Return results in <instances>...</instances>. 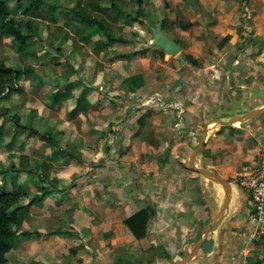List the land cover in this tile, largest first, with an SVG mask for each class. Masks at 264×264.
<instances>
[{"label": "crops", "instance_id": "crops-1", "mask_svg": "<svg viewBox=\"0 0 264 264\" xmlns=\"http://www.w3.org/2000/svg\"><path fill=\"white\" fill-rule=\"evenodd\" d=\"M145 15L142 20L126 24L122 32L115 35L126 43H112L100 36H93L88 44L79 43L82 56L83 50L89 55H85L87 62L80 61L76 69L82 67L84 77L89 79L85 84L90 89L86 93L85 85H77L74 95L89 104L85 107L87 112L80 113L79 117L85 120L87 127V117L90 118L92 133L90 128L83 130L95 143L100 138V145L106 144L112 152L116 151L120 162H96L100 167L109 168L100 169L104 174L95 173L92 184H88V177L84 176L88 167L81 168L79 163L78 171L82 173L77 177L75 188L61 193L48 190V197L42 194L40 198L42 203L34 202L27 207L26 217H30L31 211L44 207L51 221L60 197V207L67 215L60 217L64 227L54 229L52 238L20 244L24 255L27 250L35 249L39 264H93L95 258L102 255L107 259L106 264L160 261L162 256L149 261L139 257L140 253L136 252L145 248V251L162 248L166 252L168 249L164 254L166 259L179 261L180 255L183 252L186 255L210 226L207 224L213 215L212 187L205 182L206 178L188 166V158L206 127L209 132L196 159L197 166L209 149V161L213 162L214 153L223 152L233 143L240 147V153L250 142L264 146V114L239 126L215 122H227L264 107V0H165L156 12L147 9ZM99 19L106 25L104 19ZM241 19L246 22L252 40L251 45L242 50L247 35L242 36L245 31L240 33ZM158 25L178 44L177 55L150 46L153 42L151 28ZM133 39L137 42L133 43ZM224 39L227 40L222 42ZM239 102L240 108L234 114L226 109L213 114L218 105L234 107ZM212 123L218 125L211 130ZM228 125L236 129L235 135L231 136ZM223 129L226 131L221 133ZM165 151V158L160 159ZM115 164L124 166L126 172L112 171ZM129 164L134 171H129ZM221 171L218 175L225 177L227 170L222 168ZM132 180L143 182L144 191L136 199H125L121 183ZM232 188L230 222H225L227 227L222 223L209 235L194 264L208 261L210 264H242V256L254 257L251 248L237 251L235 241H231L229 228L248 203L242 188L238 187L236 194ZM216 189L223 194L221 186L217 185ZM234 200L236 206L233 207ZM26 205L18 204V207L24 209ZM148 205L155 214L147 224L146 246L124 222ZM27 222L25 218L22 224ZM246 231L242 232L246 234ZM36 232L39 237L50 233L43 228ZM29 233L19 239H33L35 235ZM162 261L167 264L165 259Z\"/></svg>", "mask_w": 264, "mask_h": 264}, {"label": "rangeland", "instance_id": "rangeland-1", "mask_svg": "<svg viewBox=\"0 0 264 264\" xmlns=\"http://www.w3.org/2000/svg\"><path fill=\"white\" fill-rule=\"evenodd\" d=\"M2 1L8 2L12 17L20 24L21 31L27 40L25 43H21L13 37L3 35L0 31V65L19 72L17 78L7 76L5 79L3 78V81H0L2 82L0 83V189L9 192L19 188L25 190L27 196L20 199L19 205H26L32 200L35 203H42L43 199H40L42 194L47 198L46 194L51 190L61 193L77 186L75 182L82 173L78 171L79 163L82 164L81 168L88 167L84 176L88 177V184H92L95 173H103L101 168H109L100 167L96 162H120L116 157V151L112 152L106 144L100 145L98 143L100 138L95 143L92 136L83 130V128H90L89 132L92 133L90 118L87 117V127L85 120L79 117L80 113H72L77 105L76 100L80 99L76 98V94L74 95L77 85H85L86 93L90 89L85 84V82H89V79L84 77L82 67L76 69V65L80 61L87 62L85 55H89L87 51L83 50L84 55L82 56V53L79 52V43L88 44L93 36L106 37L96 25L85 24V19L87 17L104 19L106 25L104 23L103 25L108 28L110 34L115 36L119 35V32H122L124 26L129 22L144 19L147 9L156 12L165 0H141V3L139 0ZM241 20L243 24L240 25V33L245 31L242 36L247 35L246 42L241 47L242 50V48L251 45L252 40L246 22ZM88 35L89 37H87ZM226 40L224 39L222 42ZM134 42L137 41L133 39ZM71 99L74 100L70 102ZM233 106L218 105L213 114L222 109L234 114L237 108H240V102ZM241 124L243 123L233 126ZM217 125L212 123L209 128L212 130ZM231 126L228 125V130H231L230 134L233 136L236 129ZM225 131L226 129H223L221 133ZM240 138L243 139V136L241 135ZM238 140L240 139L238 138ZM230 145L233 146L225 147L223 152L214 153L213 162L209 161L211 158L210 149L205 151L198 167L214 170L217 174L222 172V168L227 170L224 174L225 177L219 175L231 183L236 194L237 188H241L239 184L241 173L245 171L246 167L260 162L264 155V146L250 142L244 146L240 153L237 143ZM165 156L166 151L160 156V159ZM83 165L84 167H82ZM116 165H113L112 171L120 169L126 172L123 165V167ZM218 165L222 166L217 168ZM134 169L129 164V171H134ZM205 182L212 187L213 215L207 224V226H211L224 197L222 192L218 193L217 183L208 179H205ZM121 186L123 187L121 192L125 199H136L144 191L143 182L136 183L132 180L128 183H121ZM59 198L56 201L51 221L49 220L50 216L45 215L46 208L44 207L31 211L30 217H26L29 213L27 207L20 209L19 215L24 213V216H21V224L15 227L17 231H29L35 235L38 233L36 232L38 228H43L50 233L48 236L42 237L35 235L33 239L29 240L25 237L15 240L14 248L7 254L8 264H39L38 255H34L35 249L27 250L24 255L20 244L32 243L36 240L46 241L53 237L54 229L64 227L65 223L63 220L60 221V217L65 216L66 218L67 215L60 207ZM232 205L236 206L235 200ZM147 209L150 210V208ZM250 209L248 203L244 204L240 218L237 217L239 218L237 222L230 226L231 241H235L234 249L237 251L238 248H240V252L243 249H252L251 253L254 254V257L244 258L239 254V257L242 256V264H264V234L257 235L255 233L256 226L250 221ZM231 214H227L223 222L224 226H226L225 222H230L228 216ZM25 218L28 222L23 225ZM237 226H240V229ZM245 229L248 230L246 234L242 232ZM225 243H228L227 239ZM26 244L28 245V243ZM144 245L148 246L145 243ZM145 249H140L136 253H140L139 257L145 258L146 261L162 256L160 261L153 262V264H163V259L167 264L174 262L171 258L166 259L164 256L168 249L167 252L162 248L149 251H145ZM69 251L70 253L73 251L71 247ZM130 253L132 254V251ZM184 255L183 252L180 255V260ZM260 255H263V258H260ZM200 256L201 253L193 261L195 262ZM62 259L64 260V258ZM106 263L107 259H104L102 255L96 257L93 264ZM149 263L152 264L150 261ZM204 264L210 263L208 261Z\"/></svg>", "mask_w": 264, "mask_h": 264}, {"label": "trees", "instance_id": "trees-1", "mask_svg": "<svg viewBox=\"0 0 264 264\" xmlns=\"http://www.w3.org/2000/svg\"><path fill=\"white\" fill-rule=\"evenodd\" d=\"M141 3V0H139ZM85 24L88 26L96 25L97 28L102 31L108 41L112 43L121 42L126 43L127 41L121 37H115L110 34L108 28L103 25V21L87 17ZM0 31L7 37H13L21 43H25L27 37L22 33L20 24L12 17L11 8L7 1L0 0ZM7 76H14L17 78L19 72L8 68L4 65H0V81H3ZM2 83V82H0ZM88 102H84L83 99L77 100V105L73 110V114L87 112L85 109L88 106ZM26 197L27 193L21 188L14 191H5L0 189V264H8L7 254L14 248L15 240L20 236H29V232L18 233L15 227L21 224L18 212L21 207H18L19 201L22 197ZM33 200L26 205L30 207L33 205ZM147 208H150L148 210ZM154 210L149 205L125 220V224L132 231L136 239L143 242L147 238V224L150 218L154 215Z\"/></svg>", "mask_w": 264, "mask_h": 264}, {"label": "water", "instance_id": "water-1", "mask_svg": "<svg viewBox=\"0 0 264 264\" xmlns=\"http://www.w3.org/2000/svg\"><path fill=\"white\" fill-rule=\"evenodd\" d=\"M152 33H153V42L150 44L151 47H160L165 50L168 54L175 56L180 52V48L178 44L170 39L162 30V26L158 25L156 28H151ZM261 114H264V107L253 110L251 112H248L242 116L235 117L228 122H224L223 120H215L216 123L219 124H236L238 122L244 123L246 121L251 120L252 118L259 116ZM209 129L206 127V130L204 134L202 135V138L198 144V146L195 148V150L192 152L189 158V168L198 172L202 177L217 183L222 187L223 190V202L218 210L213 224L206 228L203 233L201 238L197 241V243L191 248V250L183 257L182 260L173 262L171 264H194V259L197 257L199 251L201 250L203 244L205 241L208 239L209 235L215 231H217L222 223L224 222L227 214L230 211V205L232 201V192L233 188L230 182H228L226 179L221 177L220 175L216 174L215 172L200 168L196 165V159L201 151V149L205 146L206 144V139L208 136ZM120 264H126V262H122Z\"/></svg>", "mask_w": 264, "mask_h": 264}, {"label": "built area", "instance_id": "built-area-1", "mask_svg": "<svg viewBox=\"0 0 264 264\" xmlns=\"http://www.w3.org/2000/svg\"><path fill=\"white\" fill-rule=\"evenodd\" d=\"M239 184L247 195L250 221L257 235L264 234V155L258 164L248 166L241 173Z\"/></svg>", "mask_w": 264, "mask_h": 264}]
</instances>
